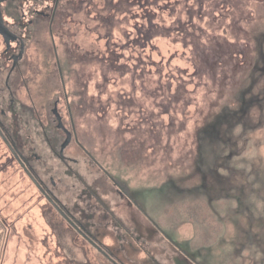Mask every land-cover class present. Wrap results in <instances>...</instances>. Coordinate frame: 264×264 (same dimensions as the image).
Segmentation results:
<instances>
[{"label": "rangeland", "instance_id": "1", "mask_svg": "<svg viewBox=\"0 0 264 264\" xmlns=\"http://www.w3.org/2000/svg\"><path fill=\"white\" fill-rule=\"evenodd\" d=\"M112 1L115 11L102 12L105 0H66L65 28H55L54 39L71 88L79 141L113 168L115 155L129 164L131 175L121 181L135 193L129 203L134 210L128 212L121 201L117 211L126 217L125 227L107 235L98 230L91 214L98 205L94 201L89 209L81 201L80 182L74 178L82 174L89 182L96 169L74 144L67 149L77 164H71L66 195L113 257L99 255L72 230L67 232L62 218L52 217L55 211L0 138L1 264H264V189L260 198L251 194L260 178L264 181L259 176L264 172V0H150L151 8L131 7L138 0ZM31 5L25 1L24 7ZM33 39L20 71L27 68L32 74V64L45 79L53 67L59 77L48 29L38 28ZM4 49L0 38V53ZM56 81L50 89L43 82L32 87L36 94L49 93L61 87ZM19 99L24 116L32 115L28 92L20 91ZM223 129L227 135L234 129L231 143L238 149L232 146L222 158L234 169L224 171L229 187L212 177L215 195L221 189L235 192L230 186L237 187L239 177L250 183L245 180L241 212L226 209V231L212 245L224 226L206 223L204 228L186 219L194 205L202 212L209 207L198 190L180 195L176 189L181 182L204 183L201 172L195 173L197 165L223 164L217 160V143L229 146ZM39 151L45 162L51 161V154ZM123 168L120 162V175ZM58 169L56 175L62 176Z\"/></svg>", "mask_w": 264, "mask_h": 264}, {"label": "flooded vegetation", "instance_id": "2", "mask_svg": "<svg viewBox=\"0 0 264 264\" xmlns=\"http://www.w3.org/2000/svg\"><path fill=\"white\" fill-rule=\"evenodd\" d=\"M0 1V38H2L5 45L4 51L0 53V138L24 173L48 201L50 208L55 211L52 217L54 219L62 218L68 226L67 232L72 230L84 241L94 246L99 255L101 254L110 259L113 254L103 248L102 241L87 227V220H83L79 213V215L75 214V207H70L71 199L67 198L66 193L67 188L71 187L70 178H72L71 171L73 170L71 164L72 162L77 164V162L72 157L67 156V149L74 144L96 169L95 178L91 177L89 182L87 180L83 181L82 174H76L77 176L75 175L74 178L80 182L81 201L86 200L89 209L94 204V201L98 205L96 208L97 212L91 214H95L97 229H104L106 235L111 233L110 230L112 228L125 227L126 217L121 216L117 211L121 201L122 207L127 209L128 212L134 210V207L130 205V200L133 199L135 193L131 192L125 186V183L121 181L123 176L130 177L132 170L129 164L121 161L117 155L114 156L117 165L115 168L111 167L102 158L91 154L88 148L79 141L73 114L75 106L70 99L71 88L67 83V76L60 62V55L54 39L55 28H65L64 20L67 16L66 0ZM25 1L32 3V5L25 8ZM40 27H46L52 37L59 77L55 76L52 66L50 73H47L45 79L43 71H33L32 64H30L32 74L27 68L26 72L25 69L20 71L29 50L30 38L35 43L36 40L33 38ZM37 54L39 55L40 53L37 52ZM18 71H20L19 74ZM29 73L31 77L27 78L26 76H29ZM47 79H50L51 82L46 84L45 81ZM56 80L60 81L61 87L54 86L49 93H45V89H50L54 83H57ZM38 82H43L45 88L40 95L39 93L36 94L32 87V84ZM15 88H18L17 93ZM20 91L28 92L29 106H32V110L34 109L30 116H24L25 112L20 105L19 99ZM63 116L65 117V122ZM24 120L27 121L25 122L27 125H25ZM243 127L246 128V126ZM20 129L25 131V135L22 137ZM29 129L30 131L32 130L31 133H29ZM223 130L229 146L223 149L220 147L219 142L217 145L221 152L226 154L232 146L234 149L236 147L234 143H231V136L226 134L225 129ZM243 130L241 129V134H243ZM218 131L220 133V129ZM218 131L216 130L215 132L217 136L219 134L217 133ZM228 133L231 134V130L228 129ZM220 143L223 144L222 142ZM39 148L49 153V155L51 154L50 162L52 163L45 162V155L39 151ZM231 153H235V150H232ZM219 160L222 162V159ZM120 162L124 166L121 175L118 170ZM222 163V165L217 164V166H222L221 169H226L229 166L230 171L234 170L232 165ZM217 166L208 165L204 168L197 165L194 168L195 173L198 175L201 172L204 184L195 187L196 185H191V183L182 185L181 182L176 192L180 195H185L198 190L199 193H208L209 196L212 193L214 194L212 172H219ZM58 167V171H62V176L56 175ZM76 169L79 170L78 168ZM206 170H208V175L204 173ZM205 181H207V184H205ZM93 186H95V191L92 190ZM124 197L127 198L128 202L125 201ZM138 207L147 215L143 207L139 204ZM185 218L188 219L187 214ZM58 224L61 225L60 222ZM65 237L68 238L67 236ZM117 239L121 240V237L118 235ZM67 255L71 256L68 252ZM113 263L117 264L116 261H113Z\"/></svg>", "mask_w": 264, "mask_h": 264}, {"label": "trees", "instance_id": "3", "mask_svg": "<svg viewBox=\"0 0 264 264\" xmlns=\"http://www.w3.org/2000/svg\"><path fill=\"white\" fill-rule=\"evenodd\" d=\"M141 5L149 6L151 8L150 0H138L135 5L131 4V7L132 6L141 7ZM99 8L102 9V12H103V10H106L107 12L108 11H113V12L115 11V5L113 4L112 0H105L104 7L102 6V7H99ZM147 11H149V10H146V12ZM144 14L145 13H143V15ZM99 22H102L101 17H100V21ZM229 130H231L232 133L231 134L228 133V136H231V138H235L234 129H229ZM244 132H245V130H243V133ZM242 138H243V140H245L244 136ZM236 149H237V147H236ZM225 155L226 154L222 153L221 150H220L218 152V155H217L218 160L222 159L223 157H226ZM228 159H229V155H228ZM221 167L217 166V169H219V172L215 171V172H213L212 175H213V177L217 178L220 182H222V183H219L220 186L227 188L229 186L227 185L226 174L224 173L225 169H221ZM230 172H232V171H230ZM259 176H264V172H262V175H259ZM245 180H247L246 177H244V179H242V177H239V181H237L235 183L236 186L238 187V184H239L240 181L244 182V184H240V186L238 188L235 187V186H230V188L236 189V191L232 192V193H229L228 191L226 192V190H224V189H221L223 193L216 194V195H215V192H214V194L212 193L210 196L208 195V193H203L201 195L202 199L200 201H203V204L205 206L209 207L208 210H205V211L202 212L201 207L200 206L197 207L195 205L192 207L191 210L189 209V212L187 214L188 215V219H192L194 221H197L198 223H201L204 228H205V224L206 223L208 225H210V226H213L214 223L218 224V226L219 225L224 226V228H223L224 231L222 230L215 237V242L212 241V245L216 244L217 239L219 238V236L222 235V233L226 231L227 223L229 222V218H230V215L227 213L226 209H229L230 211L233 210L234 215L236 213H240L241 212V200H242V197L245 196V192H246L244 188H246L248 186V184L245 182ZM247 182L250 183L248 180H247ZM216 189H218L217 185L216 186L213 185V191H216ZM262 189H264V181L262 182L261 178H260V180L258 181L257 190L255 189L254 191L251 192V194L252 195H256L258 198H260V195H261L260 192H261ZM248 196H250V194ZM248 196L246 198L244 197L245 202H247L249 200V199H247ZM251 199H253V198H251ZM254 201L256 202V199H254ZM254 201H252V202H254ZM262 201H263L262 204L264 205V199ZM232 202L233 203L234 202L237 203V206L235 207L236 209L230 207V205H232ZM216 203H219L221 205V209L219 207L215 206ZM262 212L264 213V211H262ZM255 218L257 219L258 217H255ZM218 221H220V222H218ZM261 239L262 238H258V240H260V241H261ZM226 257H227V255L225 256V261L227 262ZM254 259L256 260V258H254ZM239 262H240V264L242 263L241 261H239ZM253 263L257 264L258 262L255 261ZM112 264H114V263L112 262Z\"/></svg>", "mask_w": 264, "mask_h": 264}, {"label": "crops", "instance_id": "4", "mask_svg": "<svg viewBox=\"0 0 264 264\" xmlns=\"http://www.w3.org/2000/svg\"><path fill=\"white\" fill-rule=\"evenodd\" d=\"M1 230H2V228H0V235H1V232H2ZM0 247H1V246H0ZM0 264H1V258H0Z\"/></svg>", "mask_w": 264, "mask_h": 264}, {"label": "water", "instance_id": "5", "mask_svg": "<svg viewBox=\"0 0 264 264\" xmlns=\"http://www.w3.org/2000/svg\"><path fill=\"white\" fill-rule=\"evenodd\" d=\"M1 2V1H0ZM8 42V41H7Z\"/></svg>", "mask_w": 264, "mask_h": 264}]
</instances>
